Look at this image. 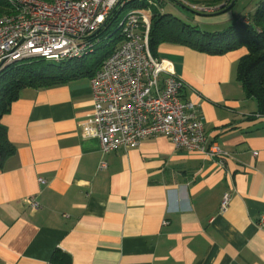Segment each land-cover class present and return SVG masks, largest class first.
I'll return each instance as SVG.
<instances>
[{
    "label": "crops",
    "instance_id": "1",
    "mask_svg": "<svg viewBox=\"0 0 264 264\" xmlns=\"http://www.w3.org/2000/svg\"><path fill=\"white\" fill-rule=\"evenodd\" d=\"M246 54L157 51L223 166L163 135L103 154L81 136L89 79L22 89L1 119L15 154L0 171V264H264V117L236 81Z\"/></svg>",
    "mask_w": 264,
    "mask_h": 264
},
{
    "label": "built area",
    "instance_id": "2",
    "mask_svg": "<svg viewBox=\"0 0 264 264\" xmlns=\"http://www.w3.org/2000/svg\"><path fill=\"white\" fill-rule=\"evenodd\" d=\"M8 1L14 11L0 18V71L32 59L61 63L92 54L96 41L90 37L115 9H124L131 0ZM156 1L144 2L155 6ZM151 15L149 6L134 8L119 23L122 41L89 79L93 109L80 125L81 136L98 140L107 154L163 135L176 149L199 151L223 166L228 154L209 142L195 104L181 96L182 80L170 63L150 52ZM229 201L230 194H224L220 209ZM27 203L38 207L33 199ZM259 225L264 226V218Z\"/></svg>",
    "mask_w": 264,
    "mask_h": 264
},
{
    "label": "trees",
    "instance_id": "3",
    "mask_svg": "<svg viewBox=\"0 0 264 264\" xmlns=\"http://www.w3.org/2000/svg\"><path fill=\"white\" fill-rule=\"evenodd\" d=\"M50 3L52 0H40ZM165 1V0H157ZM236 0H180L184 6L196 13L197 6L212 9V15L231 9ZM150 7L149 49L158 58L157 51L164 45H181L210 55H221L244 47L247 54L242 57L236 67V81L248 99L257 104V114L264 117V2L259 4L252 18L243 22L242 18L222 32L202 33L196 27L187 25L179 19L162 13L155 5H147L144 1L131 0L125 7ZM120 6V5H119ZM124 7V8H125ZM123 8L115 9L98 32L90 37L96 40L103 34H109L110 26L115 22ZM14 11L8 0H0V18ZM111 46L98 56H86L80 60L53 63L43 59H32L30 62H20L0 71V171L5 162L15 154V147L9 142L6 128L1 119L8 114L12 103L18 100L20 91L26 88L39 89L64 84L80 79H90L101 67L105 59L122 41V36L116 35Z\"/></svg>",
    "mask_w": 264,
    "mask_h": 264
},
{
    "label": "rangeland",
    "instance_id": "4",
    "mask_svg": "<svg viewBox=\"0 0 264 264\" xmlns=\"http://www.w3.org/2000/svg\"><path fill=\"white\" fill-rule=\"evenodd\" d=\"M142 1L145 0H140V2ZM262 2H264V0H236L230 10L221 13L220 15L218 14L215 17L203 13H196L184 6L183 3L180 2V0L156 1V6L162 13L171 15L187 25L196 27L202 33H216L222 32L232 26L237 17L242 16L252 18L256 12L257 7ZM138 6L139 4H135L134 8H137ZM134 8L125 7L119 12L117 19L108 30L109 34H101L98 39L95 40L96 45L94 47V53L90 54V58H94L102 53L103 50H107L110 48L111 42L113 44L112 40L115 39L116 35H119L120 33L119 23L125 18L128 12ZM229 15H232V17L230 18L228 24L221 23L218 25H213L211 23L214 22L212 21L214 19H219L226 16L227 18H229ZM23 62H30V60Z\"/></svg>",
    "mask_w": 264,
    "mask_h": 264
},
{
    "label": "water",
    "instance_id": "5",
    "mask_svg": "<svg viewBox=\"0 0 264 264\" xmlns=\"http://www.w3.org/2000/svg\"><path fill=\"white\" fill-rule=\"evenodd\" d=\"M234 4V2L232 3V5Z\"/></svg>",
    "mask_w": 264,
    "mask_h": 264
}]
</instances>
